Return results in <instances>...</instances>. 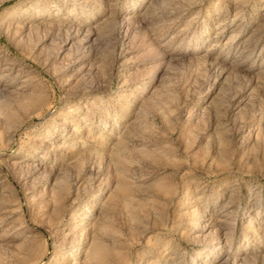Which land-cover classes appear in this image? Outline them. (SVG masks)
I'll list each match as a JSON object with an SVG mask.
<instances>
[{"label":"rangeland","instance_id":"374dc122","mask_svg":"<svg viewBox=\"0 0 264 264\" xmlns=\"http://www.w3.org/2000/svg\"><path fill=\"white\" fill-rule=\"evenodd\" d=\"M0 264H264V0H0Z\"/></svg>","mask_w":264,"mask_h":264},{"label":"bare ground","instance_id":"6f19581e","mask_svg":"<svg viewBox=\"0 0 264 264\" xmlns=\"http://www.w3.org/2000/svg\"><path fill=\"white\" fill-rule=\"evenodd\" d=\"M133 17L135 18L136 16H133ZM129 19H130V18H129ZM197 210H198V209H197ZM192 211H193V210H192ZM198 211H200V210H198ZM197 222H198V221H197ZM197 222H196V223H197ZM193 228H194V227H193Z\"/></svg>","mask_w":264,"mask_h":264}]
</instances>
